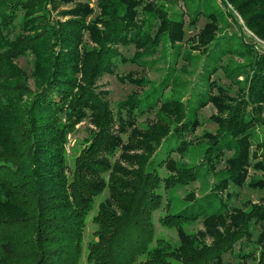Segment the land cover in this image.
I'll use <instances>...</instances> for the list:
<instances>
[{
	"label": "trees",
	"instance_id": "16d2710c",
	"mask_svg": "<svg viewBox=\"0 0 264 264\" xmlns=\"http://www.w3.org/2000/svg\"><path fill=\"white\" fill-rule=\"evenodd\" d=\"M163 1L175 0H98L95 14L80 0H0V264H228L223 255L253 223L264 221V205L230 209L220 196L227 184L244 185L257 156L252 143L264 145V55L248 65L243 97L233 104L194 96L197 106L225 109L211 118L216 131L195 142L186 139L199 126L192 97L162 99L157 89L145 98L132 93L114 112L106 92L98 91V80L113 74L119 61L135 62L163 40L180 47L184 24ZM225 1L264 40V0ZM206 15L196 40L203 49L220 43L214 36L218 12ZM129 45L137 52L126 60L119 47ZM27 53L33 56L28 76L17 64ZM145 111H155V118L140 129L136 118ZM84 119L93 129L70 168L67 137ZM174 152L193 161L178 162ZM226 152L231 155L224 160ZM253 167L264 174V159ZM212 172L218 181L205 197L167 200ZM249 187L261 191L264 203V178L251 177ZM105 190L90 220L93 239L85 244L88 215ZM164 200L159 223L176 230V247L155 238L153 214ZM200 219L205 231L184 230ZM256 240L254 264H264V233Z\"/></svg>",
	"mask_w": 264,
	"mask_h": 264
},
{
	"label": "rangeland",
	"instance_id": "374dc122",
	"mask_svg": "<svg viewBox=\"0 0 264 264\" xmlns=\"http://www.w3.org/2000/svg\"><path fill=\"white\" fill-rule=\"evenodd\" d=\"M88 4L95 12L98 13V0H80ZM225 0H175L174 2L163 1L167 6L169 15L184 24L185 36L183 42L177 47H172L163 40V43L149 55H143L137 58L135 62L123 63L119 61L114 68L113 74L103 75L97 82L98 91L106 92V97L114 112L117 111L118 104L132 93L138 96H147L154 90L162 91V99L169 98L171 95H179L183 101H187L192 97L190 106L196 107V118L199 126L195 133L187 137V140L196 141L197 138L206 132L214 133L216 125L212 121V117L223 113L213 103L197 106L195 95H203L205 97L217 96L224 98L226 104H233L236 100L242 98V93L247 86L246 76L250 74L248 65L251 64L253 58L264 55V40H261L251 30H249L239 14ZM159 2V1H157ZM71 5H67L66 8ZM64 8V7H62ZM61 8V9H62ZM218 12V24L214 29L215 39L219 40L216 45L212 42L206 49L201 45H196L201 31L208 23L207 12ZM56 18L57 12L53 13ZM153 29L157 22L151 20ZM222 43V45H221ZM231 49H228L231 46ZM201 46V47H200ZM228 48H225V47ZM235 50V51H232ZM121 57L130 60L136 51L134 45L127 47H119ZM121 60V59H120ZM18 66L30 75L33 68V56L27 53L17 59ZM140 79L145 83L143 86L131 84L127 79ZM209 81L213 82L212 88L209 87ZM30 82V81H29ZM207 95V96H206ZM220 113H219V111ZM225 110V109H224ZM155 111H145L142 115L137 116L136 125L143 128L144 125L154 121ZM93 126L88 119H84L78 124L67 137L65 146V159L70 168L73 167L74 160L83 149L90 137V131ZM260 145L264 143V133L259 130ZM126 141V135L123 136ZM251 153L256 152V157L252 156L251 167L249 170V179L244 185L237 187L230 184L226 185L225 190L220 194L228 208H241L249 210L252 206L262 207V193L249 187L251 177L264 178L261 170H257L253 165L257 162H263L264 145L258 147L257 142L253 141ZM163 152V151H162ZM117 153L116 157H118ZM231 155L226 152L224 160ZM192 156V155H190ZM190 156L181 158L177 152L171 157L181 163H190ZM199 160V158L197 159ZM224 161L219 163L216 171H220L224 167ZM164 174V170L161 171ZM217 173L203 174L193 182L186 186L175 189L168 197L174 200L184 201L188 195H193L195 200L201 199L210 192L218 181ZM164 195L166 193H163ZM108 196L105 190L98 198H96L94 210L88 215L87 225L84 232V242L87 244L92 240V231L94 226L91 223V217L97 209L98 204ZM164 200L161 208L153 214V223L155 227V238H161L168 241L172 246H178V237L175 229L163 227L159 223V217L162 216L168 205V201ZM216 206V204H214ZM184 230L190 234H196L205 231L202 219L195 223L184 226ZM264 233V221H258L251 225L250 234H246L240 239L233 248L223 255V260L228 264H254V257H257V237ZM208 242L212 241L208 237ZM248 253L250 256L241 258L243 254ZM81 264H88L82 260Z\"/></svg>",
	"mask_w": 264,
	"mask_h": 264
}]
</instances>
